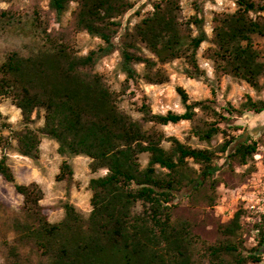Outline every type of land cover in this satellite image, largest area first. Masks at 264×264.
<instances>
[{"label":"trees","instance_id":"16d2710c","mask_svg":"<svg viewBox=\"0 0 264 264\" xmlns=\"http://www.w3.org/2000/svg\"><path fill=\"white\" fill-rule=\"evenodd\" d=\"M71 2L76 6L67 25L47 30L49 17L61 21ZM235 3L233 12L214 15L212 36L208 38L201 16L195 14L183 21L179 0H159L150 13L130 29L126 27L115 43L114 37L122 27L120 17L133 7L132 0H47L45 25L33 19L40 45L27 55L16 50L5 54L0 61V97L9 98L21 114L22 127L10 129L15 150L35 160L45 136L57 143L59 155L88 157L93 173L106 169L104 175L88 181L91 208L87 216L66 201L62 219L49 222L40 204V186L36 182L16 183L8 155L2 152L0 175L23 197L25 219H16L13 229L20 241L36 247L34 264H247L261 260L264 215L258 243L246 250L240 234L242 210L237 209L221 225L214 243L202 245L206 259L202 262L196 257V237L189 223L173 220L171 211L173 200L182 190L196 191L209 181L214 184L218 153L240 164L251 159L258 142L236 138L220 123L229 125L230 117L264 111V99L246 94L238 107L226 103L217 110L207 103L211 100H190L184 88L176 86L183 112L152 113L142 103V116L137 120L117 103L129 81H168L162 66L174 59L187 62L183 70L187 77H205L197 64V50L206 40L212 43L206 57L212 60L216 76L242 80L256 91L264 88V59L253 40V36L264 38V6L253 0ZM9 11L11 14V9H0V17L9 16ZM81 31L103 43L85 55L77 54L72 40ZM116 49L120 70L125 74L119 91L111 89L104 76L95 71L98 60ZM136 64L143 65L142 73L136 70ZM198 108L211 116L194 123L190 132L206 147H193L175 136L165 137L154 128H144L148 121L162 125L193 121ZM38 118L43 119L42 125L32 127ZM240 128L239 124L233 126L234 130ZM219 133L222 142L211 146ZM164 140L167 147L162 145ZM142 153H147L145 166L139 162ZM55 179L64 181L68 190L74 183L67 159L61 161ZM137 203L141 205L138 212L134 211ZM11 252L16 253L15 247Z\"/></svg>","mask_w":264,"mask_h":264},{"label":"rangeland","instance_id":"374dc122","mask_svg":"<svg viewBox=\"0 0 264 264\" xmlns=\"http://www.w3.org/2000/svg\"><path fill=\"white\" fill-rule=\"evenodd\" d=\"M132 1L133 7L120 17L122 27L114 37L115 43L119 42L126 27L130 29L142 17L150 13L153 10V3L159 0ZM253 1L264 6V0ZM179 4L181 20L185 21L195 14L203 18V29L208 38L212 36L214 15L230 13L236 9L235 0H179ZM75 6L76 3L71 2L69 9L59 22L54 21L50 16L47 30L66 26ZM0 9H11L9 16L0 17V61L9 51L16 50L27 55L40 45L41 39L33 25V19L37 18L40 20L41 26L45 25L46 17L43 15V11L47 10V0H0ZM191 28L194 29L193 33L195 34L194 26L191 25ZM253 40L264 59V38L253 36ZM72 43L77 54L85 55L89 50L96 49L103 42L98 37L81 31L74 35ZM211 44L210 40H206L201 43L197 50V64L200 69L204 70L205 77H187L183 71L188 66L187 62L183 58L174 59L162 66L168 75V81L164 83L148 84L141 78L136 81H129L128 88L118 96L119 108L136 120L142 116L140 111L142 103L147 104L152 113L164 114L168 110L177 113L183 112L184 107L176 92V86L184 88L190 100H211L207 103L217 110L226 103L235 108L238 107L246 94L251 95L254 99H264V88L256 91L242 80L228 75L216 76L214 74L213 62L206 57V50ZM119 62L120 54L119 50L116 49L111 54L100 58L95 66V71L102 74L111 89L115 91L121 89L125 79V74L120 70ZM135 68L139 73L144 71L142 64H136ZM260 80L262 81V79ZM211 89L214 93H211ZM0 114V157L5 150L8 155L7 162L13 171L16 183L36 182L40 186L43 191L40 204L43 206V212L48 221L57 222L62 219L64 215L63 204L66 201L73 204L83 216H87L91 208L88 181L91 177L104 175L106 169H100L93 173L88 167L90 161L88 157L75 155L65 158L59 155L57 143L45 136L41 138L37 159L33 160L19 154L15 150V140L11 138L10 129L17 130L22 127L20 110L11 103L9 98L0 97ZM244 114L247 115L244 116ZM244 114L239 117H230L229 125L222 121L220 126L236 138L256 140L264 152V130L253 134L248 124L243 122L255 113L245 112ZM210 116L209 111L204 112L198 108L193 121L182 120L166 125L148 121L144 124V128H154L162 132L165 137L172 135L181 142L203 148L207 144L193 136L190 129L194 123L201 122ZM240 118L243 120L241 123L239 122ZM42 123L43 119L38 118L31 126L38 128ZM237 124L241 128L234 130L233 126ZM222 140L223 136L219 133L210 145L214 146ZM162 145L167 147L168 142L164 140ZM63 159H67L73 168L74 183L69 190L64 181L55 179ZM139 162L142 166L146 165L147 153L139 155ZM215 162L218 164L219 170L214 176V184L212 185L209 181L196 191L182 190L173 200L174 205L171 211L173 220H185L189 223L191 233L196 237L194 244V249L198 253L196 257L202 262L206 261L203 256L202 245L214 243L220 234L219 228L229 220L228 216L237 208L238 201L232 190L237 192L238 187L251 178L252 173L257 170L250 159L244 166V164H240L221 153L217 154ZM22 204V195L15 191L12 183L5 181L0 175V264H15L16 262L34 264L37 261L38 252L34 244L28 241H20L13 229L16 219H25ZM140 209L141 205L137 203L134 211L138 212ZM241 221L243 225L240 234L243 246L249 250L256 246L250 239L254 234L251 227L252 221L245 219H241ZM258 237L259 234L257 239ZM12 246L15 247L16 253L11 252ZM247 264H264V253L259 262Z\"/></svg>","mask_w":264,"mask_h":264},{"label":"built area","instance_id":"2783aa9c","mask_svg":"<svg viewBox=\"0 0 264 264\" xmlns=\"http://www.w3.org/2000/svg\"><path fill=\"white\" fill-rule=\"evenodd\" d=\"M261 149L262 147L257 146L256 152L250 159V162L255 165L257 170L252 173L251 178L238 187L237 192L232 190L238 201L234 212L239 208L242 210L241 226L243 225L241 219L252 221L251 227L254 234L250 239L254 242V245L258 243L259 225L264 215V152ZM226 190L228 191L229 189ZM234 212L228 216V219L233 216Z\"/></svg>","mask_w":264,"mask_h":264},{"label":"crops","instance_id":"0c3cea01","mask_svg":"<svg viewBox=\"0 0 264 264\" xmlns=\"http://www.w3.org/2000/svg\"><path fill=\"white\" fill-rule=\"evenodd\" d=\"M247 114H244L246 116ZM239 122H243L240 118ZM243 123H247L251 128L253 134H257L258 132H262L264 130V111L253 114L248 120H244ZM256 132V133H255Z\"/></svg>","mask_w":264,"mask_h":264}]
</instances>
